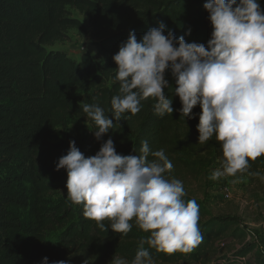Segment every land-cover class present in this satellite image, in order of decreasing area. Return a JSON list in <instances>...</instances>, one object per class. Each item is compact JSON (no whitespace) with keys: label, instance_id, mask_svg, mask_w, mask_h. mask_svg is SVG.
Masks as SVG:
<instances>
[{"label":"trees","instance_id":"1","mask_svg":"<svg viewBox=\"0 0 264 264\" xmlns=\"http://www.w3.org/2000/svg\"><path fill=\"white\" fill-rule=\"evenodd\" d=\"M205 3L206 0H0V164L17 159L18 180L33 185L31 201L26 193L15 189L13 179L0 174V264H41L45 256L49 264L59 260L91 264V258L114 256L131 261L141 239L149 235L134 219L132 230L123 235L113 231L110 221L105 220L101 229L95 221L85 218L83 204H72L67 198V171H57L56 165L43 162L46 156L67 154L70 142L52 143L48 138L70 115L83 117L92 126L91 139L74 140L86 157L95 155L108 138L113 139L118 154L139 155L146 140L152 152L163 149L172 162V170L164 174L169 180L185 174L199 178L217 158H223L221 143L215 137L206 144L198 143V115L192 119L180 117L182 103L178 95L174 96L176 84L171 69L166 71L169 86L164 90L173 99L172 115H157L155 101L149 98L141 101L139 113H126L120 121L114 120L113 129L98 140L94 135L96 125L83 112L84 104H98L106 116H112L111 99L119 94L120 87L113 56L130 31H135L139 41L149 29L163 22L165 35L171 30L177 38L184 36L186 42L207 46L213 27ZM259 3L264 8V0ZM68 6L85 13L91 29L72 17ZM69 28L94 38L96 56L102 63L90 52L75 61L64 51L45 47L64 38ZM76 90L87 93L76 96ZM201 111L199 105L193 109V113ZM154 159L148 156L149 161ZM257 171H264V155L250 160L246 173L253 178L252 173ZM58 189L63 199L51 207L48 196ZM184 199L194 198L187 194ZM196 202L202 242L188 254L171 255L145 243L153 262L206 264L227 238L241 246L233 257L225 255L220 264H237L256 249V243L247 240L250 233L240 216L214 215L204 202ZM13 207L30 208L34 221L25 224L14 215ZM56 226L64 229L61 244L47 240ZM29 245L31 252L24 254Z\"/></svg>","mask_w":264,"mask_h":264},{"label":"clouds","instance_id":"2","mask_svg":"<svg viewBox=\"0 0 264 264\" xmlns=\"http://www.w3.org/2000/svg\"><path fill=\"white\" fill-rule=\"evenodd\" d=\"M204 8L213 27L207 46L186 42L171 30L165 35L163 22L139 41L130 31L113 56L120 87L111 99L112 116H106L98 104H84L83 112L96 125L98 140L113 129L114 120L139 113L141 101L149 98L155 101L157 115H172L173 99L164 90L169 86L165 74L171 69L174 96L182 103L180 117L199 116V144L213 137L221 143V167L209 176L218 180L243 175L250 160L264 155V8L259 0H206ZM197 105L202 111L193 113ZM150 154L156 159L149 161ZM172 168L164 150L152 152L146 140L139 155H122L112 138L88 157L70 141L67 154L56 164L57 171H67V198L83 204L85 218L101 229L105 220L110 221L113 231L123 235L132 230L134 219L149 234L141 239L130 264H153L145 243L171 255L190 253L202 242L199 205L194 199L185 201L182 181L165 178ZM252 175L264 182L259 171ZM111 262L129 264L116 256ZM41 264H49V258L43 257Z\"/></svg>","mask_w":264,"mask_h":264},{"label":"rangeland","instance_id":"3","mask_svg":"<svg viewBox=\"0 0 264 264\" xmlns=\"http://www.w3.org/2000/svg\"><path fill=\"white\" fill-rule=\"evenodd\" d=\"M72 17L80 19L89 29H91L88 16L74 7H67ZM48 50H60L68 54L70 58L79 61L81 55L85 52H90L98 63H102L100 58L96 56L94 46V38L92 36L83 35L77 28H69L65 31V36L62 39L56 40L53 44L45 46ZM93 92L92 90L88 91ZM87 93L86 90H76L74 95L83 96ZM93 129L91 124L83 117L68 116L65 122L54 128L49 136V141L58 144H68L72 140L82 138L89 140L92 138ZM63 155L53 157L46 156L44 163L48 166H55L59 158ZM219 157L215 160L212 168L199 178H194L191 175L185 174L171 179H178L183 182L186 193L197 201L204 202L211 213L238 215L243 219L244 226L252 235L250 242L256 243V249L251 252L244 260L237 264H264V182L258 177H250L247 173L243 175L237 174L235 177H221L218 180H211L209 176L212 172L221 167ZM18 160L15 159L7 164H0V174L4 177H10L14 181V187L19 192L26 193L30 200H33V185L27 181H19L18 176ZM264 174V171L260 172ZM170 179V180H171ZM230 192V197H225V192ZM50 201L49 206L58 204L63 199V194L60 189L55 190L48 196ZM14 215L23 220L25 224L34 221L35 217L30 208H12ZM63 228L54 227L50 230L47 240L54 244H61V236ZM219 249L214 256L206 264H220L224 256L233 257L237 249H240V244L232 241L230 238L219 243ZM32 246L29 245L24 254H29ZM195 250V249H194ZM193 250V251H194ZM188 254V253H187ZM118 257V256H117ZM114 257H104L101 260L91 258V264H112ZM121 258V257H120ZM127 260V259H125ZM130 264L131 261L127 260ZM153 264H164L153 262ZM178 264H199L188 263L181 261ZM225 264V262H223Z\"/></svg>","mask_w":264,"mask_h":264},{"label":"built area","instance_id":"4","mask_svg":"<svg viewBox=\"0 0 264 264\" xmlns=\"http://www.w3.org/2000/svg\"><path fill=\"white\" fill-rule=\"evenodd\" d=\"M225 197H227V198L230 197V192H229V191L225 192ZM251 236H252V235L249 234V236H248V238H247L248 241L251 240ZM244 259H245V258H241L240 261H241V260H244ZM240 261H239V262H240Z\"/></svg>","mask_w":264,"mask_h":264}]
</instances>
